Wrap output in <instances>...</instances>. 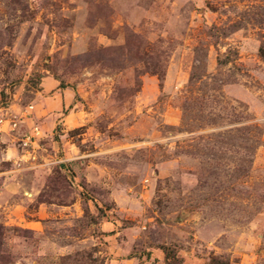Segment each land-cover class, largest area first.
I'll use <instances>...</instances> for the list:
<instances>
[{
	"label": "rangeland",
	"instance_id": "1",
	"mask_svg": "<svg viewBox=\"0 0 264 264\" xmlns=\"http://www.w3.org/2000/svg\"><path fill=\"white\" fill-rule=\"evenodd\" d=\"M0 117V264H264V0H0Z\"/></svg>",
	"mask_w": 264,
	"mask_h": 264
},
{
	"label": "crops",
	"instance_id": "2",
	"mask_svg": "<svg viewBox=\"0 0 264 264\" xmlns=\"http://www.w3.org/2000/svg\"><path fill=\"white\" fill-rule=\"evenodd\" d=\"M48 78V77H46ZM49 79V78H48ZM41 91H38L40 95L38 102L36 103L35 110L37 113H50L54 111V109L62 108V106H66L71 101L70 92L65 87H60L55 81L47 80ZM49 85V86H48ZM57 89L54 91L55 99L52 104H50L47 100L48 96H45L43 93H46L48 90ZM6 123L3 124V132L5 131ZM18 152L16 147L13 145L11 138L8 135L2 134L0 135V159H15L18 156Z\"/></svg>",
	"mask_w": 264,
	"mask_h": 264
},
{
	"label": "built area",
	"instance_id": "3",
	"mask_svg": "<svg viewBox=\"0 0 264 264\" xmlns=\"http://www.w3.org/2000/svg\"><path fill=\"white\" fill-rule=\"evenodd\" d=\"M30 107H32V106H30ZM6 122H7L8 125H9V122H8V120H7L6 118H2V117H0V133H1V131H3L2 126H3V124L6 123ZM12 123H13V126L16 125V122H15V121H13Z\"/></svg>",
	"mask_w": 264,
	"mask_h": 264
},
{
	"label": "trees",
	"instance_id": "4",
	"mask_svg": "<svg viewBox=\"0 0 264 264\" xmlns=\"http://www.w3.org/2000/svg\"><path fill=\"white\" fill-rule=\"evenodd\" d=\"M59 86H60V87H63V86H61V83L59 84ZM211 264H225V263L222 262V261H220V260L213 259Z\"/></svg>",
	"mask_w": 264,
	"mask_h": 264
}]
</instances>
